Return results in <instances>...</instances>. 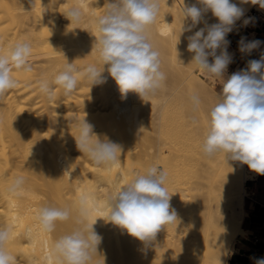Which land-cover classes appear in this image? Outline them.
Instances as JSON below:
<instances>
[{
  "label": "bare ground",
  "instance_id": "obj_1",
  "mask_svg": "<svg viewBox=\"0 0 264 264\" xmlns=\"http://www.w3.org/2000/svg\"><path fill=\"white\" fill-rule=\"evenodd\" d=\"M109 2L32 0L30 4L29 0H0V53L27 40L32 44L33 68L31 72L13 70L17 86L0 96V227L12 229L6 248L17 264H56L55 259H49L52 245L75 227L79 197L91 194L90 220L98 218L93 227L102 237L93 264H228L238 237L245 234L243 200L246 182L252 176L246 164L226 161L223 153L210 158L202 152L206 109L214 102L219 93L216 86L222 81L208 79L191 64L193 54L187 50V37L204 23L179 37L182 8L192 4L202 7L197 0H161L150 31L166 80L150 100L132 92L122 97L107 70L103 73L106 82L91 86L81 77L77 89L67 96L56 87L50 100L38 89V80H51L67 62L80 71L92 64L102 67L95 48V21ZM231 2L244 10V16L256 6L241 0ZM75 5L83 12L79 23H71L65 16ZM204 20L218 23L210 11ZM194 92L203 100L199 111L193 110L189 99ZM155 100L160 109L152 114L148 106ZM175 103H180L184 119L181 139L168 129V107ZM84 117L94 133L122 146L119 165L98 167L77 149L73 120ZM150 122L156 126L152 144L141 160L143 165L155 161L167 171L165 187L172 194L170 203L178 220L162 227L155 241L146 246L104 219L109 212L107 196L115 183L123 186L132 179L130 173L144 172L132 169L139 135L136 130ZM21 176L25 179L22 190L10 192L15 178ZM44 206L68 207L72 218L58 221L53 232H45L37 220L38 210Z\"/></svg>",
  "mask_w": 264,
  "mask_h": 264
},
{
  "label": "clouds",
  "instance_id": "obj_2",
  "mask_svg": "<svg viewBox=\"0 0 264 264\" xmlns=\"http://www.w3.org/2000/svg\"><path fill=\"white\" fill-rule=\"evenodd\" d=\"M196 4L182 8L183 32H192L197 25L204 27L187 37V50L193 54L191 64L208 79L221 80L222 89L216 92L214 102L206 109V125L203 133L202 152L207 157L223 153L226 161H238L248 165L249 169L264 175V55L259 60H250L246 68L234 72L225 78L226 70L232 62L227 51L229 41L226 36L241 17L244 10L231 0H197ZM32 4V0H29ZM264 9V0H241ZM161 0H111L104 13L96 21L98 33L95 48L98 63L88 65L83 71L73 63L67 62L51 80H38L41 94L48 99L55 95V88L62 89L65 96L72 94L83 77L91 86L106 82L105 70L117 84L122 97L132 92L143 100H150L163 87L166 75L161 69L159 50L151 39V27L160 12ZM211 12L218 23L208 24L204 15ZM83 12L79 5L70 7L65 16L71 23H79ZM250 19V18H249ZM249 19L244 20L247 26ZM186 21H190L185 27ZM261 42L238 41L242 53H250ZM219 50V54H217ZM32 44L20 40L5 53H0V96L14 89L18 81L12 76L13 70L31 72L30 62ZM209 57L213 62H209ZM107 65V69H105ZM194 111H199L203 100L199 93L190 96ZM77 135V149L86 155L94 165L112 167L119 165L122 146L94 133L85 117L73 120ZM195 123V121H194ZM132 179L123 186L117 181L108 193L106 204L109 209L104 219L144 245L155 241L162 227L177 223V212L172 208L171 195L165 184L168 179L166 170L157 164L149 166L143 174L130 173ZM24 177H17L9 187L10 192L22 190ZM91 194L79 197L74 219L75 227L59 236L53 243L49 259L56 264H93L94 257L102 237L94 230L95 221L90 220L88 208ZM72 218L68 207L44 206L38 210L37 220L42 230L51 233L58 221ZM12 229L0 227V264H17V259L6 248ZM29 235L31 230H28ZM257 264H264L259 260Z\"/></svg>",
  "mask_w": 264,
  "mask_h": 264
},
{
  "label": "crops",
  "instance_id": "obj_3",
  "mask_svg": "<svg viewBox=\"0 0 264 264\" xmlns=\"http://www.w3.org/2000/svg\"><path fill=\"white\" fill-rule=\"evenodd\" d=\"M242 37L245 42L258 40L261 43L250 53H242L238 49ZM232 38L236 46L230 64L231 74L246 68L248 61L259 60L264 55V13L257 14L247 26L243 24L234 31ZM247 168L252 178L246 182L247 195L243 200L246 215L242 228L245 234L238 237L228 264H257L264 260V175Z\"/></svg>",
  "mask_w": 264,
  "mask_h": 264
},
{
  "label": "rangeland",
  "instance_id": "obj_4",
  "mask_svg": "<svg viewBox=\"0 0 264 264\" xmlns=\"http://www.w3.org/2000/svg\"><path fill=\"white\" fill-rule=\"evenodd\" d=\"M257 9V10H259L260 12H262V13H264V9H261L258 5H256V6H254V7H252L251 9H250V11H248L247 12V14H246V16H244L241 20H240V24H239V26H237V28H236V30H232L228 35H227V37H226V39L230 36V34L231 33H233L234 31H237V30H239V28L244 24V20H246V19H249V18H251V16H252V13L254 12V9ZM250 20V19H249ZM227 50H229L231 53H233V54H231V56H232V60H233V58H234V56H235V50H232V46H229V45H227ZM161 57V56H160ZM209 62L211 63V62H213V58L212 57H209ZM231 64V63H230ZM230 64H229V66H228V68H227V70H226V77L225 78H227L228 76H230L231 75V72H230ZM221 89H222V86H220V85H218V86H216V90L218 91V92H220L221 91ZM153 102H154V104H153ZM153 102H151V103H149V106H148V108H149V110L151 111V113L153 114V113H155V111H154V109L157 111V109L159 108L160 109V106H159V101L158 100H155V101H153ZM156 103V104H155ZM159 106V107H158ZM154 107V108H153ZM150 108H152V109H150ZM169 108V120L167 121L168 123H169V126H168V129L170 130V134H175L176 135V137H177V139H178V137H180L179 139H181L182 138V135H184V133H185V127H184V119L182 118L183 117V115L181 114V112H180V103H175V104H173V105H171V106H169L168 107ZM158 109V110H159ZM180 109V110H179ZM149 111V112H150ZM158 112V111H157ZM182 115V116H181ZM156 121H158V120H156ZM161 121V119L157 122V123H159ZM154 125H153V123H145V124H142V127H141V129H138V130H136V132H137V134H139V135H136V139L137 140H135V162H134V167L132 168L134 171L136 170V171H145L149 166H151V165H153V164H155L154 162H151L150 164H148V165H143V160H141L142 158V156H144L145 155V153H146V151H147V149L150 147V145L152 144V137H153V135H154V131H153V129H155V127H153ZM139 132V133H138ZM178 135V136H177ZM138 137V138H137ZM161 138H163V135L161 136ZM77 155H79L78 153H76ZM80 156V155H79ZM180 162V161H179ZM178 161L176 162L177 164L179 163ZM158 166L160 167V165L158 164ZM247 167H248V165H247ZM138 168V169H137ZM140 169H142V170H140ZM248 171V170H247ZM248 174H249V172H248ZM247 190V189H246ZM246 195H247V193H246ZM246 195H245V197H246Z\"/></svg>",
  "mask_w": 264,
  "mask_h": 264
},
{
  "label": "built area",
  "instance_id": "obj_5",
  "mask_svg": "<svg viewBox=\"0 0 264 264\" xmlns=\"http://www.w3.org/2000/svg\"><path fill=\"white\" fill-rule=\"evenodd\" d=\"M260 13H262V12H260L259 10H257V9L255 8V9H254V12L252 13V16H251L249 22H250V21H251V20H252L257 14H260ZM232 34H233V33H231L230 36L227 38V41H229V45L232 46V48L234 49L235 46H236V43H235L234 39L232 38Z\"/></svg>",
  "mask_w": 264,
  "mask_h": 264
}]
</instances>
